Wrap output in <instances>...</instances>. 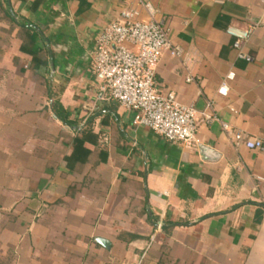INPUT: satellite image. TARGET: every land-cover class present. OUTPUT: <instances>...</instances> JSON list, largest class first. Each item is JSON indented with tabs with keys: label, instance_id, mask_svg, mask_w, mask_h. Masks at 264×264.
<instances>
[{
	"label": "crops",
	"instance_id": "0c3cea01",
	"mask_svg": "<svg viewBox=\"0 0 264 264\" xmlns=\"http://www.w3.org/2000/svg\"><path fill=\"white\" fill-rule=\"evenodd\" d=\"M2 1L0 264H264V151L229 137L264 140V0H143L180 47L156 85L199 110L197 144L99 99L97 37L130 4L149 19L137 0Z\"/></svg>",
	"mask_w": 264,
	"mask_h": 264
},
{
	"label": "built area",
	"instance_id": "2783aa9c",
	"mask_svg": "<svg viewBox=\"0 0 264 264\" xmlns=\"http://www.w3.org/2000/svg\"><path fill=\"white\" fill-rule=\"evenodd\" d=\"M141 3L150 18L141 17V11L132 4L121 10L115 20L107 24L96 40L90 69L99 84L100 100H115L124 109L133 112V124L154 130L166 139L183 144L199 143V110L180 102L173 91L161 92L156 85V66L164 52L178 55L180 47L174 45L166 25L154 18L151 2ZM228 33L236 37L235 46L241 47L251 35V29L230 26ZM247 61L252 56L240 54ZM234 72L228 74L233 79ZM193 77L188 76L187 81ZM228 85L223 82L218 93L227 96ZM236 112L235 108H231ZM211 120V115H206ZM224 130L230 124L222 123ZM236 146L264 151V140L250 137L243 130L229 133Z\"/></svg>",
	"mask_w": 264,
	"mask_h": 264
},
{
	"label": "trees",
	"instance_id": "16d2710c",
	"mask_svg": "<svg viewBox=\"0 0 264 264\" xmlns=\"http://www.w3.org/2000/svg\"><path fill=\"white\" fill-rule=\"evenodd\" d=\"M80 2H84V0H80ZM6 2L5 1H2V0H0V5H4ZM11 19L12 20H14V18H13V16H11ZM20 25L22 26V27H24L25 29H27V30H30V31H32V32H30V37H31V39H32V42H34L35 41V37L36 36H41V32L40 31H38L36 28H35V26L34 25H31L29 22H25V23H20ZM25 47L23 46V49H24ZM48 53H49V50L48 49H45ZM39 51V50H38Z\"/></svg>",
	"mask_w": 264,
	"mask_h": 264
},
{
	"label": "water",
	"instance_id": "95a60500",
	"mask_svg": "<svg viewBox=\"0 0 264 264\" xmlns=\"http://www.w3.org/2000/svg\"><path fill=\"white\" fill-rule=\"evenodd\" d=\"M200 149H201V151H202V153L204 154V155H206V154H208L211 150H210V148H208V147H206V146H204V145H201L200 146ZM97 240L99 241V242H101L103 245H105V246H109V241L108 240H106V239H103V238H97Z\"/></svg>",
	"mask_w": 264,
	"mask_h": 264
}]
</instances>
